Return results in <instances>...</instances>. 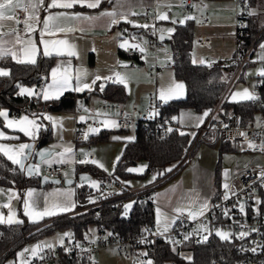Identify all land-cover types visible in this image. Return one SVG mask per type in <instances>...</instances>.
Instances as JSON below:
<instances>
[{
  "label": "built area",
  "instance_id": "1",
  "mask_svg": "<svg viewBox=\"0 0 264 264\" xmlns=\"http://www.w3.org/2000/svg\"><path fill=\"white\" fill-rule=\"evenodd\" d=\"M17 15L23 21L27 11L18 10ZM232 17L236 39L237 35L247 25V0H233ZM143 19L151 27L147 29L118 28L119 34L126 37L130 43H133V45L129 43L125 45L121 52L130 58V65L147 58L149 62L148 78L155 84L158 70L162 67H172L171 57L174 52L170 48L163 47L162 42L158 40L160 32L157 30V19L154 14L145 11ZM207 21L208 16L205 14L200 19V23L204 24ZM21 24L16 25L21 29ZM261 32L262 29L257 35L259 36ZM209 39L210 36L206 34H198L195 42L198 45H204L208 43ZM253 41L246 51L241 54H234L230 60H219L208 64L211 68H224L225 89L240 75L242 67L245 68L250 63L249 57L253 51ZM141 47L144 48V52H141ZM160 55L168 57L169 60L160 65L158 62ZM261 68H264V61L261 62ZM109 81L110 83L118 84L115 82V77H111ZM224 91L221 98L224 95ZM251 91L258 97L257 86H254ZM219 102L209 110V116L195 129L194 139L182 162L199 143L214 145L215 143L223 142L233 149L238 141L242 142L249 152L259 154L264 159V151H260L259 148L253 150L247 147L249 141L255 142L257 145L264 143V115H260L256 122L253 118L242 122L238 113H228L223 116L219 108ZM251 102L256 103L258 99ZM161 104L154 91H149L146 94L143 107L133 106L130 109H125L120 102L103 100L97 103L94 110H84V103L81 104V100H79V103L71 110L73 143L75 145L81 143L83 129L86 126L100 128L104 119L115 121L118 126L114 127V129L117 131H127L131 128L142 127L160 134H167L169 132L168 129L179 130L181 127L172 116L160 112ZM33 112L32 108L23 107L14 116L31 115ZM81 116L84 117V120L80 119ZM241 132L247 134V139L240 135ZM85 151V155L74 154L73 165H92V163L81 164L77 162L80 159L93 160V156L90 153V144L85 143ZM61 170V164H51V166L43 164L42 166L43 174L48 178L59 177ZM151 172V170L147 171L149 174ZM262 174H264V160L261 166L248 167L232 174L226 182L229 185V189L225 190L223 188L218 195L211 197L204 215L196 220H191L186 211L178 213L175 223L169 227L168 232L164 235L154 234L157 232L150 228H140L134 233L122 237L99 226H92L94 230L92 236L88 231L82 237H75L72 229L69 228L65 229L64 233H71L72 235L64 238L63 246L57 243L53 245L52 249L44 248L43 251L39 252L38 256L30 257L25 254V257L30 259L31 264H93L91 257L97 250L114 247L121 255L132 259L134 263L138 260L146 259H151L154 262V249L157 241H163L171 246L199 244L206 241L204 237H207V240L212 237H218L216 231L221 230L229 233L230 239L228 241L235 244L237 258L234 264H264V247H261L264 245V176ZM106 177L107 180L99 184L94 202L87 205V207L99 205L102 201H111L126 196L127 198L132 197L134 200L142 201V206L149 204L152 208V197L150 194L145 193V190L154 183L142 188L132 189L114 175H106ZM61 182L62 180L60 179L58 183L60 184ZM226 191L229 196L227 200L224 199ZM257 201H260V203H257ZM240 202L244 205V212L240 211ZM254 205L257 207L256 209L253 208ZM226 211L228 213L227 216L224 214ZM123 215L124 217H129V212L127 211V214H125L124 210ZM200 224H204L207 227L200 229L198 227ZM241 232H247L249 235L244 238H238ZM188 234H191L190 238L185 240L184 237ZM142 240L147 242L141 243ZM169 240L180 241V243L174 245L169 243ZM77 245H80V247H77ZM66 248L69 251H65ZM253 248L256 249L255 252L251 251ZM144 252L148 254L147 257L140 255ZM9 264H20V260L13 255ZM210 264H218V262L212 261Z\"/></svg>",
  "mask_w": 264,
  "mask_h": 264
},
{
  "label": "crops",
  "instance_id": "2",
  "mask_svg": "<svg viewBox=\"0 0 264 264\" xmlns=\"http://www.w3.org/2000/svg\"><path fill=\"white\" fill-rule=\"evenodd\" d=\"M165 2L170 3L172 7L157 8V0H126L123 6L120 7L116 5V0H103L101 6L98 9L82 8L77 5L71 10H66L70 14L79 13L85 16L87 15L97 16L102 11H112L114 7H118V11L128 12L130 6L131 11L134 12L135 14L128 16V19L132 21V23H126L123 20H121L118 24L113 25L110 28L108 26L107 18H101L91 22L67 21L66 23L69 26L75 24L77 28L83 29V31L70 32L67 35L58 33L54 37L45 36V39L67 40L69 45L74 46L73 50L76 52V55L68 56L67 54H65L63 56H57L53 53V55L51 56L53 60L48 70L47 80L41 85V87L35 90V87L33 85L31 86L22 85V86L31 88L35 90L36 93H39L40 90L46 84L51 83L52 81L51 70L53 68H57L58 76L62 75L63 70L67 68L70 76L75 77L79 75L85 82L89 84H91L92 79L95 78L96 76L102 77V79L97 81L95 85H92V89L94 88V86L97 85L98 92L101 91L99 87L100 84H104L105 86L107 83H110L109 79H103V78L115 77L116 73H119L121 76L126 77L127 87H125L123 84L118 83V85H121L126 95L123 101H117L120 102V104L123 107L125 105H127V107L130 105H132L131 107L133 106L143 107L145 105L146 89L149 87L151 88V90L149 91H154L155 95L159 99V91L162 87L164 88L168 87L173 81L182 83L180 80L174 78L172 67L160 68L156 75L155 84H153L152 81L148 77H146V70H147L146 67L149 64V62L147 61L145 63L146 66H140V67L134 66V64L130 65L129 64L130 58L121 52L122 47H120V44L124 43V41L128 39L119 34L118 28L125 27L129 29H137L138 27H134L133 26L134 24L143 25L147 23L143 19V13L145 11L152 12L155 17L157 12L166 13L169 16V20L167 21L157 20V27L158 25H160V29H168V28L174 29L175 24H183L180 23V21H184V23L186 21H191L192 45L194 44L193 41H194V36L196 34H206L210 36L208 43L204 45H198L194 41L196 45H194L195 47H193L192 55L190 54V58L192 62L193 60L196 61V63L194 64H200L199 61L203 59L205 61L204 64L208 65L210 62H213L210 60L216 59L215 61H219L229 58L231 56L235 48L234 43L236 41L234 36L235 27L230 16L232 9V0H165ZM193 5H196V7H193ZM50 11L55 13L57 11H62V10L53 9ZM48 14L49 12L43 10L39 12V16L41 20L43 19L44 16H47ZM205 14L208 16V21L202 24L200 23V19ZM188 16H193L195 17V19L188 20L186 19V17ZM173 20H175L176 23L172 25L171 23ZM16 27L17 25L14 20L6 21L3 23V31L5 32L11 31ZM38 27H42V24L39 25ZM22 29H23V23L21 24V30ZM164 34L168 35L170 39V34H168L167 32H164ZM32 35H33V39L37 42V44H39V40H40L39 31L33 33ZM5 39H7V37ZM168 40L162 42L163 47L169 48L167 44ZM39 47L42 55L43 46L40 45ZM232 56L230 57V59L232 58ZM7 59L12 60L11 57ZM167 60H169L168 57L162 55L158 57V62L160 63V65H162ZM143 62L144 61H137L135 62V64L136 63L142 64ZM0 68L6 69L5 67L2 66H0ZM75 82H76L75 79H72L69 90L63 92V94L66 92L83 93L85 91H88L87 89H84L80 92H76L72 90V88L75 85ZM17 92L19 93V89ZM63 94H61L60 96H62ZM25 95L27 96V94ZM34 96L36 95H33L32 97ZM183 96H184V90L182 95H180L178 98H181ZM39 99L41 101H45L43 100L42 96H39ZM103 100H110V99L103 98L97 92L89 94V96L85 100L81 99V101L84 103V106L86 108L88 107V109H93V110L96 108L97 103ZM161 103L164 102L161 101ZM131 107L128 108L124 107V108L130 109ZM0 110H7V109L1 107ZM205 111L207 110L195 112L191 109L185 108L184 110V108H181L180 110H178L177 114L173 115L172 117L173 118L175 117L176 122L181 127L179 129L181 132H187L188 130H192V133H188V132L187 133L189 134L190 137H193L192 134L193 133L195 134V129L197 128L196 127L197 121L193 122L194 118L187 117V113L192 112L193 114H201L202 112L204 113ZM44 115H49L53 117V119L56 121V126L53 127V123L51 121L44 119L43 118ZM28 116L29 118H35L36 122L41 127H45V126L48 127L49 138L44 144H46L51 148L56 149L54 152H62L64 148L68 146H70L73 149V153L71 154V159L66 160L65 163L63 164L59 162H52L51 164L62 165V170L59 176L61 180L70 177L76 178L75 165H73L72 163L73 156L75 153L79 155L86 154L85 141L87 139L84 138L85 133H88V137H89L93 134H96L99 131L90 132L89 130H85L86 127H89V129L93 127L86 126L83 129V136L81 143L75 145L72 140L71 110L55 111V110L44 109L40 111L37 115L35 114V116H33V114ZM9 117L19 118L10 114ZM0 119H1L0 131L5 132V134L9 136L19 137V139H15V140H6V141L0 140V143L7 144L10 146H15L20 143H27L30 140H34V141L37 140L39 131L36 133V138L31 139L29 137L24 136L23 133L4 128L3 118L0 117ZM105 120H108L110 122L113 121L112 119H104L103 121ZM190 122L193 123L190 124ZM104 126L105 125L102 122V126L100 127L101 129L99 130H103L107 134V140L103 141L105 142V144L120 143L121 151H122L124 143L128 140L133 139L130 136L115 135L114 132H116V130L112 128H102ZM222 143L223 142H218L215 143L214 145L218 144L220 146ZM196 147L193 150V152L182 163H180L179 165L173 168V170L169 173V176L165 178L163 183L161 184L159 183L156 187H154V189L150 193L152 197V210H153V221H154L152 230H154L155 232H158L157 215H156L157 208H160L161 212L163 213L161 220L163 221L164 218L166 217L170 227L173 224L171 223V221L175 219L176 216L178 215V213L174 211V209L178 205L185 206V211L187 212L186 206L192 203V201H196L194 205L196 207H198L200 204H203L205 201H207V203L209 204L210 199L214 194V181H215L214 168L216 164L212 166L211 156L209 154L206 155L205 152L203 155H201L202 153L200 151L199 152L196 151L197 149ZM91 150L92 149L90 146V153ZM223 150L234 152L238 150H247V149L245 148V145L242 142L238 141L235 143L233 149L231 147H228L227 144H224L222 151ZM0 154L3 156L2 153ZM54 159L55 161H59L60 157L56 156L54 157ZM94 159L95 157H93V160ZM96 161H97V157H96ZM42 162L43 164H49L48 162H45V160H42ZM143 163H145V161H143ZM169 165H173V164H169ZM91 166L96 168L98 171L102 172L95 165H91ZM156 173L157 172L155 171H152L150 174L147 172L145 174L143 173L142 175H144L143 177H145V179L142 178L135 189L142 188L144 186L156 182L157 180L150 183V181H152V178L153 176L156 175ZM220 175L221 174L219 173V182L221 181ZM76 183L78 185L80 184L75 180L71 184L72 187H70V185H63V182H61L60 184L48 183L43 186L39 184L38 186H25L22 188H17L15 186L0 185V189H3L5 192V194L0 195V203H9L8 195L12 192H15L16 194H18L19 199L13 198L11 200L10 206L12 210L16 212V216L19 220H20V215H22L28 222H31L29 220V217L24 215V206H23V201L26 198V195L29 191L33 192V197L30 199L35 200L37 202L38 207L42 210L44 207L45 197L48 198V202L49 204H51L58 197L63 198L62 194L70 193L71 194L70 199L75 202L74 192L77 186ZM202 188L206 190L210 189V192L206 196L205 200L201 201L202 203L201 202L198 203V199H200V195H201L200 189ZM221 189L223 188H221V183H220L219 190L221 191ZM93 197L94 199H91ZM91 198H89V200L92 201L95 200L96 194L91 195ZM8 211H9L8 208L0 209V212H2L5 216V219L7 218ZM73 211L58 212L54 216H46L43 219H39L37 223H43L44 221H46V219L49 220L60 215L72 213ZM162 228H163V223L161 224L160 230H162ZM62 230L65 229H60L59 231Z\"/></svg>",
  "mask_w": 264,
  "mask_h": 264
},
{
  "label": "trees",
  "instance_id": "3",
  "mask_svg": "<svg viewBox=\"0 0 264 264\" xmlns=\"http://www.w3.org/2000/svg\"><path fill=\"white\" fill-rule=\"evenodd\" d=\"M254 0H247V6ZM264 25L256 28L253 21L247 17L246 27L237 35L235 41L234 54H241L253 41L255 35L262 29L260 36L264 35ZM174 54L171 57L173 62L172 71L175 79L184 84V96L171 99L161 104L162 114L173 116L181 108L191 109L195 112L202 110L209 111L218 101L221 114L238 113L242 122L253 118L255 112L264 115V77H258L255 86L258 88V102L251 101L229 102L225 95L221 98L225 89L224 68L209 67L205 64H194L190 58L192 47V24L186 21L183 24H175L174 31L170 34L167 42ZM233 54V55H234ZM52 57L39 55L35 65L17 64L10 59L0 60V66L10 71V77H0V108L4 107L10 115H15L19 109L30 107L34 110L32 114H38L42 110H73L78 100H85L89 94L99 93L103 98L113 101H123L126 97L121 85L107 83L103 91L98 92L97 85L92 91L83 93L66 92L59 99L41 101L38 96L28 97L19 95L16 84L33 85L37 90L47 80L48 70L52 64ZM221 98V100H220ZM1 126V119H0ZM181 131L173 129L167 134H160L142 127L135 128V135L132 140L124 143L119 155V160L115 162L112 175L127 179L132 174L127 171L130 166L143 160L148 170L157 173L164 172L166 165L175 166L182 163L194 136L190 137L187 132L180 135ZM49 138L48 127H40L37 140L43 144ZM107 140V134L99 130L85 141L92 144L98 141ZM225 143L219 146L221 151ZM220 153V152H219ZM87 172L92 178L99 182L106 181L107 177L91 165L75 166V175L79 172ZM156 173V174H157ZM170 172H165L162 176H157L153 185L145 190L150 194L159 183H163ZM214 194L220 193L219 187V162L214 168ZM0 185L15 186L22 188L25 186H38L39 175L26 177L19 172L17 167L12 165L4 156L0 154ZM95 191L86 184H79L75 188L74 199L76 207L72 213L60 215L52 219H46L43 223L28 222L20 215V224H0V264L15 254V249L27 239L50 234L60 229H72L75 237H82L88 232L90 226H99L119 236L125 237L140 228H153V210L149 204L142 206V201L133 200L132 207L128 210L129 217H124V200L126 196L102 201L99 205L87 207L90 204L89 197L96 194ZM113 204V205H111ZM87 207V208H86ZM29 231V232H28ZM28 232V233H27ZM27 233V234H25ZM24 235V236H22ZM175 248V251H173ZM189 253L191 261L184 257L181 252ZM237 258L235 244L228 240H221L212 237L199 244H183L171 246L163 241H157L154 249L155 264H210L217 261L218 264H234Z\"/></svg>",
  "mask_w": 264,
  "mask_h": 264
},
{
  "label": "snow or ice",
  "instance_id": "4",
  "mask_svg": "<svg viewBox=\"0 0 264 264\" xmlns=\"http://www.w3.org/2000/svg\"><path fill=\"white\" fill-rule=\"evenodd\" d=\"M103 0H0V60L7 59L11 57V59L17 63V64H31L35 65L38 59V56L41 54L40 52V45L43 46V52L42 55L44 57H51L53 53L57 56H63L67 54L68 56H75L76 52L73 50L74 46L69 45L68 41L65 39H45V36L54 37L58 33H62L64 35H67L70 32L75 31H83V29L77 28L75 24L69 26L66 22L67 21H95L101 18H107L108 19V26L109 28L113 25L118 24L121 20H123L126 23H132L128 19L129 15L135 14L131 11V7L129 6L128 12L118 11V7L123 6V4L126 2V0H116V5L118 7H114L112 11H102L97 16L93 15H81L79 13L76 14H70L66 10H71L75 6H80L82 8H88V9H98ZM161 7H167L171 8L172 5L170 3H166L165 0H157V8ZM193 7H196V5H193ZM53 9H60L62 11H57L55 13L51 12L50 10ZM18 10H26L27 15L24 17L23 21H21L17 15ZM47 11L49 14L47 16H44L41 20L39 16V12ZM254 14V13H250ZM157 20H169V16L166 13L157 12L156 17ZM188 20L195 19L193 16L186 17ZM15 20V23L17 25L23 23V29L21 30L19 27L12 29L11 31L5 32L3 31V23L6 21H13ZM172 23H176L175 20L172 21ZM180 23H184V21H180ZM42 24V27H38ZM134 27L138 28H149L151 27L149 24L145 23L143 25L134 24ZM39 31L40 40L39 44L33 39V33ZM174 29L168 28V29H161V36L160 39L163 40L164 32H167L168 34L173 33ZM7 37V39H5ZM128 41L125 40L124 43L120 44V47H125L127 45ZM10 45V46H9ZM259 48L261 50H264V43L259 44ZM141 52H144V48L141 47ZM261 61H264V55H261L259 57ZM193 63H196L195 60H193ZM200 64H204L205 61L201 59L199 61ZM59 67V66H58ZM11 73L7 69L0 68V77H10ZM256 75L259 77H264V68H261L257 71ZM51 77L52 81L49 84H46L39 93H36L35 90L31 88L24 87L20 84H17L16 87L19 89V95L23 96L27 94L28 97H32L33 95L36 96H42L43 100H53V99H59L60 95L63 94V92L69 90L71 86L72 79H75V85L72 88V90L76 92H80L84 89H87L88 91H92V85H95L97 81L101 80L102 77L96 76L92 79L91 84L85 82L79 75L72 77L68 73V69L65 68L63 70V74L58 76L57 75V68H53L51 70ZM103 79H111V77L103 78ZM115 82L123 84L125 87H127V80L126 77L121 76L119 73L115 74ZM101 91L104 89V84L99 85ZM184 84L180 82L173 81L168 87L164 88L162 87L159 91V99L163 102H168L171 99L178 98L180 95H182L184 90ZM231 99L234 102H241V101H256L258 97L255 95L254 92H250L248 89H244L243 91H237L231 94ZM99 115V114H98ZM35 116V114H33ZM209 116V111H205L202 115L195 117L197 120L196 127H199L200 124L203 123L204 119ZM0 117L3 118V127L18 131L20 133H23L24 136L29 137L31 139L36 138V133L40 129V125L36 122L35 118H29L28 115H22L19 118H10L9 112L7 110H0ZM44 119L49 120L53 123V127L56 126V121L53 119V117L49 115H44ZM81 120H84V117H80ZM175 119V117H174ZM103 124L107 127L109 124L111 126L116 127L118 126L115 121H103ZM227 127V125H225ZM90 132H97L99 129L97 128H90ZM169 132L172 131V129H168ZM180 135H185L184 132H181ZM195 135L194 133L192 134ZM241 136L245 137L247 139V134L241 132ZM84 138H88V133L84 134ZM19 139V137L16 136H9L5 134V132L0 131V140H15ZM247 147L249 149H257L259 148L260 151H264V143H261L260 145H257L255 142L249 141L247 144ZM28 149H30V145L26 143H20L15 146H10L7 144L0 143V153L3 154L4 157L7 158L8 161L11 162L12 165L18 166L20 171H25L26 165L25 161L28 159ZM73 153V149L68 146L65 147L62 152H52V153H45L40 152L38 155L45 160V162L49 163V166H51L52 162H59L61 164L65 163L66 160L71 159V154ZM59 156V161H55L54 157ZM119 160V157L117 158ZM78 163L85 164V163H95L98 167L104 168L103 164H100L98 161L89 160V159H80L77 161ZM115 168V163L113 165ZM147 165H142L139 168H129L127 171L129 172H138L142 173ZM176 167L173 165L172 167L165 169L164 172L157 173L155 176H153L152 181H155L157 176L164 175L165 172H171L173 168ZM107 171V169H104ZM27 172L28 174H32L35 172L36 174H39V165H27ZM111 175V173H109ZM225 176H227V173H225ZM264 176V174H262ZM81 180L87 181L89 185L93 188L98 187L97 181H88L87 177L82 176ZM225 190L229 189V185L225 183L223 185ZM5 194L3 189H0V195ZM70 193H64L62 194L63 198L58 197L54 202L49 204L48 198L45 197L44 207L41 210L37 202L35 200H31L30 198L33 197V192L29 191L26 195V198L23 201L24 206V215L29 217V220L33 223H37L39 219H43L46 216H54L58 212H69L73 211L76 207V203L70 199ZM19 199L18 194L15 192H12L8 195V201L9 203H0V209L8 208V214L7 218L5 219V216L2 212H0V224L7 223L9 225L13 224H20L22 223L21 220H19L16 216V212L12 210L10 206L11 200ZM229 198L227 191L225 192L224 199L227 200ZM90 203L94 202L92 200L89 201ZM196 201H192V203L188 204L186 206L187 208V215L189 219L196 220L198 217L204 215L205 210L208 208V203L205 201L203 204H200L198 207L194 206ZM257 203H260V201H257ZM132 207V204H126L124 205L125 214H127V211ZM240 211L244 212V205L240 204ZM175 212L177 213H183L185 211V206L178 205L175 209ZM227 216V211L224 213ZM156 215H157V228L158 232L154 234L164 235L169 230V222L167 218L165 217L164 220H161V217L163 216V213L161 212L160 208L156 209ZM163 223V228L161 229V224ZM171 223H175V219L171 221ZM200 229H204L207 226L204 224H200L198 226ZM71 233H64L58 240V243L63 246L64 238L65 237H71ZM111 235V233H109ZM191 234H188L184 237L185 240L190 238ZM216 235L221 240H229L230 234L221 230L216 231ZM249 233L247 232H241L239 233L238 238H244L248 236ZM204 240H207V237H204ZM147 242L146 240H142L141 243ZM169 243L172 244H179L180 241H172L169 240ZM47 247L48 249H52L53 245L51 243L45 242L44 244H37L33 246L32 248H25L23 251L17 253V257L20 260V264H31L30 259L25 257V253H31L33 257L38 256L40 251H43V249ZM77 247H80V245H77ZM261 247H264L262 245ZM65 251H69L67 248ZM173 251H175V248H173ZM251 251L255 252L256 249L253 248ZM141 256L147 257V253H141ZM189 261H191V257H187ZM93 264H95V261H93ZM135 264H154V262L151 259L146 260H138L135 262Z\"/></svg>",
  "mask_w": 264,
  "mask_h": 264
},
{
  "label": "rangeland",
  "instance_id": "5",
  "mask_svg": "<svg viewBox=\"0 0 264 264\" xmlns=\"http://www.w3.org/2000/svg\"><path fill=\"white\" fill-rule=\"evenodd\" d=\"M250 13H254V14H250ZM233 0H232V9H231V19L233 21ZM247 15L248 17L253 21L254 26L256 28H259L261 26L264 25V0H254L251 4H249L247 6ZM167 24V23H166ZM172 25L174 23H171ZM170 25V24H169ZM157 30H159L161 32L160 29V25H158ZM258 34V33H257ZM255 35L254 37V41H253V46H252V54L249 57V64L244 67H242L241 73L239 76H237L235 78V80L226 87L225 91H224V95H225V99L229 102H234L231 99V94L237 91H243L244 89H248L250 92H252V88L257 84L258 82V75H256L257 71L259 69H261V60L259 59V57L261 55H264V50H261L259 48V44L260 43H264V35L263 36H258ZM198 34H196L194 36V41L195 38L197 37ZM128 41V40H127ZM193 41V45L191 48V55L193 52V47H195L194 45L195 42ZM256 42V43H255ZM128 43L130 45H133V43H130L128 41ZM127 43V44H128ZM235 45V43H234ZM235 52V48L233 50V53ZM233 53L231 54V56L233 55ZM230 56V57H231ZM229 58H226L224 60L228 61ZM214 60H210L213 62H216ZM144 62L141 64H135L134 66L140 67V66H146V62L147 59L143 60ZM139 65V66H138ZM147 70H146V77H148V65H147ZM244 72V73H243ZM225 78V75H224ZM149 90H151V88H147L146 89V93L149 92ZM223 95V96H224ZM146 97V96H145ZM132 105L128 106L131 107ZM124 107L128 108L127 105H125ZM84 110H87L88 107H83ZM220 108V106H219ZM221 110V108H220ZM203 112L201 114H193L192 112L187 113V117H193L194 121H197L195 119V117L202 115ZM259 112H255L253 115V120L256 122L259 119ZM193 122H190V124H192ZM189 124V123H187ZM102 128H112L114 129L113 126H111V124H109L107 127L104 126ZM97 129H101V128H97ZM85 130H89V127H86ZM115 130V129H114ZM188 133H192V130H188ZM115 135H124V136H130V137H134L135 135V128H131L127 131H117L114 132ZM104 143V144H103ZM91 146V154L93 155V157H95L94 161H96V157H97V161L100 164H103L104 168H100L97 166V164L92 163V165H95L96 167H98V169H100L104 175H110L109 173L113 172V165L116 162L120 152H121V144L120 143H114V144H108L103 141H98V142H94L92 144H90ZM115 146V148H114ZM83 148V147H82ZM196 151H200L203 155L204 152L206 155H210L211 159H212V166H214L217 162H219V173L221 174V188H224L223 185L227 182L228 178L242 170L248 167H254V166H261L263 164V157L259 154H253L247 150H238V151H226V150H219V145H206V144H201L199 143L196 147ZM195 151V153H196ZM220 152V153H219ZM96 154V155H95ZM39 176L44 175L42 172V166H43V162L41 161L39 164ZM145 165V163H143V161H138L135 165L129 167V168H139L140 166ZM173 165H167L165 167V169H168L170 167H172ZM128 168V169H129ZM213 168V167H212ZM104 169H107V171H105ZM132 175L129 176L127 179H120L121 181H123L124 184H126L127 186H129L132 189H135L137 187V185L139 184L140 180L142 178L145 179V177H143L144 175H142L144 173V171L142 173H138V172H130ZM225 173H227V176H225ZM97 181L98 182V187L100 182L96 179V178H91L90 181ZM76 185H78L76 183ZM87 185L92 189V191L97 190V188H93L89 185V183H87ZM70 187H72V185H70ZM210 192L209 190H206L204 188L200 189V199H198V203H200L201 201L205 200L206 196L208 195V193ZM97 194V193H96ZM93 195V194H92ZM95 197V195H94ZM91 198V196L89 198ZM133 198L129 197L127 199L124 200V205L126 204H132L133 202ZM202 203V202H201ZM240 204H242V202H240ZM254 209H256L257 207L254 205L253 207ZM89 233L92 236L93 235V227L90 226L89 227ZM29 232V231H28ZM27 232V233H28ZM25 233V234H27ZM64 230L59 231H53L50 234H46V235H42L40 237H36V238H32V239H27L25 241H23L21 243L20 246H18L15 249V257L18 259L17 257V253L23 251L25 248H32L33 246L37 245V244H44L45 242L47 243H51L52 245H56L58 243L59 238L63 235ZM46 248V247H45ZM27 256L32 257L31 253H25ZM181 254L184 257H188L189 253L187 252H181ZM11 258H13V256H10L9 258H7L3 264H9ZM92 261H95V264H135L133 262L132 259L127 258L123 255H121L116 248L114 247H106V248H102L97 250L93 255H92Z\"/></svg>",
  "mask_w": 264,
  "mask_h": 264
},
{
  "label": "water",
  "instance_id": "6",
  "mask_svg": "<svg viewBox=\"0 0 264 264\" xmlns=\"http://www.w3.org/2000/svg\"><path fill=\"white\" fill-rule=\"evenodd\" d=\"M160 36H161V33L158 34V40L160 42H164L166 40L169 39V36L164 34V39L161 40L160 39ZM77 103H79V100L77 101ZM81 104H83V102L81 101ZM26 144H29L30 145V149H28V159L25 161V165H26V168H25V171L21 172L19 167H17L18 171L23 173L26 177H29V176H33L35 174V172H33L32 174H28L27 172V165H36V164H39L43 159L38 155V153L40 152H45V153H52L54 152L56 149L54 148H51L49 146H47L46 144H40L39 141H34V140H30L28 141ZM84 176V177H87L88 178V181L91 180V175L85 171L83 172H79L77 175H76V178L74 177H70V178H65V179H62V182H63V185H71L75 180L80 183V184H83V183H87V181H84V180H81V177ZM60 181V177H56V178H48L46 177L45 175H41L39 176V184L41 186L45 185V184H48V183H58Z\"/></svg>",
  "mask_w": 264,
  "mask_h": 264
}]
</instances>
